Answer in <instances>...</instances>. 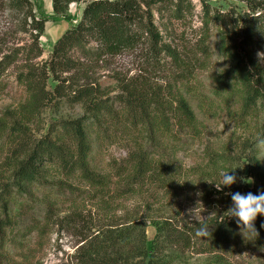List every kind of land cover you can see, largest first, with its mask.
<instances>
[{
  "label": "rangeland",
  "instance_id": "1",
  "mask_svg": "<svg viewBox=\"0 0 264 264\" xmlns=\"http://www.w3.org/2000/svg\"><path fill=\"white\" fill-rule=\"evenodd\" d=\"M32 1L36 15L47 19L40 39L43 54L33 62L42 67L90 0L71 1L62 13L54 11L53 0ZM193 1L195 10L185 19L156 14L160 46H170L181 63L163 53L162 67L153 66L148 50L139 48L89 61L76 72H58L66 95L56 91L57 81L50 78L52 101L36 115L23 108L29 94L17 75L24 65L4 74L0 264H80L79 256L86 252L116 264H142L143 257L136 256L142 250L154 251L165 264H264L263 251L242 231L226 246L211 245L208 234L193 235L188 247L166 238L173 229L201 226L198 221L207 225L224 215L232 206L229 193L264 190V176L251 170L257 157L264 172V151L257 145L264 139V61L258 56L264 52V24H245L250 16L264 13V0ZM203 1L231 21L204 24ZM21 17L7 8V0H0V43L31 40L23 31L15 33L18 39L10 37L12 24L21 23ZM251 25L261 28L253 36ZM84 82L99 84L107 109L90 114L83 102L68 100L71 87ZM248 87L262 95L244 111ZM127 88L133 91V107L126 102ZM182 98L194 112L191 121L181 112ZM83 115H88L91 147L87 162L106 184H92L77 169L66 172L58 159L42 161L38 180H22L17 169L42 136L50 134L66 151L75 152L76 141L61 131L60 121ZM139 152L155 162L166 182L147 177L128 181ZM224 172L237 181L220 196L215 182ZM129 186L131 191L125 192ZM164 226L170 230L165 232Z\"/></svg>",
  "mask_w": 264,
  "mask_h": 264
},
{
  "label": "trees",
  "instance_id": "2",
  "mask_svg": "<svg viewBox=\"0 0 264 264\" xmlns=\"http://www.w3.org/2000/svg\"><path fill=\"white\" fill-rule=\"evenodd\" d=\"M71 1L82 0H53V8L56 13H62L68 8ZM193 0H90L86 1L80 21L73 27L67 29L54 45L52 54L45 65L36 66L33 62L43 54L41 36L45 30L46 18L38 17L35 13L34 2L32 0H7V8L21 15V23L12 24V39H18L16 32L30 33L31 40L20 44L17 42L10 46L0 43V80L12 66L24 65L20 70L17 79L21 82L28 94V100L23 106L28 115L41 113L42 107L52 101L53 93L48 87L50 78L57 81L56 91H62L66 95L65 88L60 86L62 81L58 72L79 71L86 66L89 61L102 60L108 56H117L126 51L145 48L148 50V60L153 66L162 67V54L172 57L176 64L181 63L174 50L160 43L162 34L157 26L156 14L160 18L181 20L187 18L195 10ZM204 11V24H209L212 19L228 24L231 19L220 11H214L206 1L201 3ZM245 24H264V13L250 16ZM256 27V25H255ZM249 27L251 36L261 28ZM4 45V46H3ZM7 48V52H5ZM3 54V55H2ZM81 56L77 57L76 55ZM83 58L84 62H81ZM78 83V82H77ZM62 85V84H61ZM75 87V88H74ZM71 88L73 94L68 95V100L75 103L83 102L86 104L90 114L107 109V102L102 98L99 84L84 82L74 84ZM129 91L126 102L130 107L135 103L132 97V90ZM248 94L244 98L243 110H249L254 104L255 99L262 95L256 88L248 87ZM181 112L187 120L194 118V112L189 103L183 98L179 100ZM88 115L80 116L76 119H66L60 121L61 131L72 137L76 141L75 152L66 151L63 145L56 143L46 134L38 139L33 150L27 158L21 162L17 169L18 176L24 180L33 182L39 179L42 161H53L58 159L66 172L79 170L82 175L95 185H105L106 179L101 174L95 173L88 165L87 157L90 151V144L87 139L85 120ZM135 162L129 180L138 183L147 177L153 181H164L160 170L155 168V162L148 159L142 152L134 154ZM251 170L256 176H264L260 159L254 157L251 163ZM125 192H130L131 189ZM220 192V196L225 195ZM229 208H226L224 215H219L207 224L208 235L212 236L211 245L226 246L240 234V227L236 223V218L228 216ZM204 224V223H203ZM258 236L255 238L249 235L257 249L264 253V214L257 216L254 221ZM162 226V225H161ZM201 226L187 227L180 230H170L164 226L167 239H171L174 244L191 246L193 235H197V229ZM162 228V227H161ZM137 257H143L142 264H165L163 258L154 251H140ZM80 264H116L109 262L106 258L94 256L86 252L80 254ZM114 259L110 260L113 261Z\"/></svg>",
  "mask_w": 264,
  "mask_h": 264
},
{
  "label": "clouds",
  "instance_id": "3",
  "mask_svg": "<svg viewBox=\"0 0 264 264\" xmlns=\"http://www.w3.org/2000/svg\"><path fill=\"white\" fill-rule=\"evenodd\" d=\"M258 56L264 61V52L258 53ZM257 145L264 151V139H258ZM236 181V175L224 172L221 173V180L215 182V187L218 191H223L225 186H231ZM229 195L231 196L232 206L227 211L228 216L236 218V223L246 238H249V235L255 238L258 236V231L255 228L254 221L258 215L264 214V190L259 191L258 194L253 192L244 194L237 191L229 193ZM198 222L201 223V227L197 229V235L206 236L208 234L207 225Z\"/></svg>",
  "mask_w": 264,
  "mask_h": 264
}]
</instances>
